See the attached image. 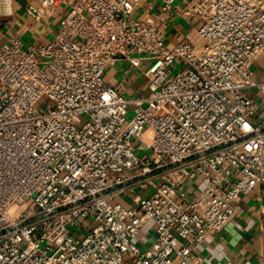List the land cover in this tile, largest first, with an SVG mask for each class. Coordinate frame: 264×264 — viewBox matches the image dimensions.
I'll return each mask as SVG.
<instances>
[{
  "label": "built area",
  "instance_id": "2783aa9c",
  "mask_svg": "<svg viewBox=\"0 0 264 264\" xmlns=\"http://www.w3.org/2000/svg\"><path fill=\"white\" fill-rule=\"evenodd\" d=\"M142 1L38 0L25 13L50 37L0 41V264H204L239 202H264V0H165L156 18ZM117 64L142 91L106 80Z\"/></svg>",
  "mask_w": 264,
  "mask_h": 264
},
{
  "label": "crops",
  "instance_id": "0c3cea01",
  "mask_svg": "<svg viewBox=\"0 0 264 264\" xmlns=\"http://www.w3.org/2000/svg\"><path fill=\"white\" fill-rule=\"evenodd\" d=\"M164 1L143 0L137 14L156 18ZM37 2L38 0H13V16L0 25V41H4L13 31L23 26H27L24 38L30 34L35 39L34 43H43L50 37L51 32L46 30L49 22L40 24L26 16L27 6ZM50 30L54 31V25ZM188 30L189 26L183 20L173 21L165 23L162 34L168 43L173 44L183 38ZM106 80L113 86L121 87L128 95L144 88L139 71L122 64L110 68ZM263 218L264 202L257 201L255 194L243 198L238 204L235 217L220 234L206 238L198 249L197 256L204 264H264V232L259 227ZM154 237L152 225L146 223L140 233L142 244H150Z\"/></svg>",
  "mask_w": 264,
  "mask_h": 264
},
{
  "label": "rangeland",
  "instance_id": "374dc122",
  "mask_svg": "<svg viewBox=\"0 0 264 264\" xmlns=\"http://www.w3.org/2000/svg\"><path fill=\"white\" fill-rule=\"evenodd\" d=\"M30 37L32 38V35L29 34V35H27L26 38H24V45H25V47H28L29 45L34 44L35 39L34 38L31 39ZM261 117H264V112L261 114ZM144 154H145V152L143 150H141L139 152V155L140 156H143ZM137 193L142 194V191H138Z\"/></svg>",
  "mask_w": 264,
  "mask_h": 264
}]
</instances>
